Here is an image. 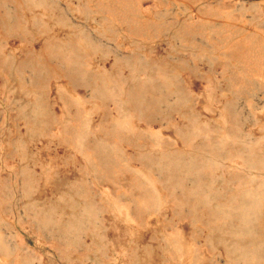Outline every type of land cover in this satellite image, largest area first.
<instances>
[{"label": "rangeland", "instance_id": "obj_1", "mask_svg": "<svg viewBox=\"0 0 264 264\" xmlns=\"http://www.w3.org/2000/svg\"><path fill=\"white\" fill-rule=\"evenodd\" d=\"M0 264H264V0H0Z\"/></svg>", "mask_w": 264, "mask_h": 264}]
</instances>
